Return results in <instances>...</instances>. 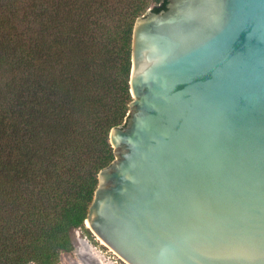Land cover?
Masks as SVG:
<instances>
[{"label":"water","instance_id":"1","mask_svg":"<svg viewBox=\"0 0 264 264\" xmlns=\"http://www.w3.org/2000/svg\"><path fill=\"white\" fill-rule=\"evenodd\" d=\"M130 86L88 227L127 264H264V0L148 9Z\"/></svg>","mask_w":264,"mask_h":264},{"label":"trees","instance_id":"2","mask_svg":"<svg viewBox=\"0 0 264 264\" xmlns=\"http://www.w3.org/2000/svg\"><path fill=\"white\" fill-rule=\"evenodd\" d=\"M169 0H0V264H58L132 100L136 19Z\"/></svg>","mask_w":264,"mask_h":264},{"label":"rangeland","instance_id":"3","mask_svg":"<svg viewBox=\"0 0 264 264\" xmlns=\"http://www.w3.org/2000/svg\"><path fill=\"white\" fill-rule=\"evenodd\" d=\"M76 235L75 249L61 254L58 264H127L107 244L102 243L86 223L84 228L77 230Z\"/></svg>","mask_w":264,"mask_h":264},{"label":"bare ground","instance_id":"4","mask_svg":"<svg viewBox=\"0 0 264 264\" xmlns=\"http://www.w3.org/2000/svg\"><path fill=\"white\" fill-rule=\"evenodd\" d=\"M87 225L90 226V224L88 223V221H87ZM98 238L101 239L99 236H98ZM101 241H102V243L106 244L102 239H101Z\"/></svg>","mask_w":264,"mask_h":264},{"label":"flooded vegetation","instance_id":"5","mask_svg":"<svg viewBox=\"0 0 264 264\" xmlns=\"http://www.w3.org/2000/svg\"><path fill=\"white\" fill-rule=\"evenodd\" d=\"M101 264H108V263H103V262H100Z\"/></svg>","mask_w":264,"mask_h":264}]
</instances>
